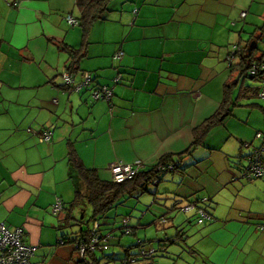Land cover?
<instances>
[{
	"label": "crops",
	"instance_id": "obj_1",
	"mask_svg": "<svg viewBox=\"0 0 264 264\" xmlns=\"http://www.w3.org/2000/svg\"><path fill=\"white\" fill-rule=\"evenodd\" d=\"M109 4L90 28L74 76L89 72L93 84L113 88L110 100L93 101L87 88L64 86L63 47L81 45L76 0H0V222L24 229L32 264H78L69 239L78 237L74 225L87 212L68 209L74 192L67 144L101 179H111L113 160L148 169L170 155L179 169L165 184V222L156 237L182 238L144 263L264 264V182L240 176L262 124L251 119V108L232 111L192 146L194 130L219 107L230 72L222 78L211 63L215 55L220 62L221 46L200 35L220 26L205 18L220 14L221 0ZM68 14L78 23L70 25ZM46 128L51 140L40 142ZM57 199L63 206L54 213ZM191 203L212 218L199 225L188 213L194 210L179 216Z\"/></svg>",
	"mask_w": 264,
	"mask_h": 264
},
{
	"label": "trees",
	"instance_id": "obj_2",
	"mask_svg": "<svg viewBox=\"0 0 264 264\" xmlns=\"http://www.w3.org/2000/svg\"><path fill=\"white\" fill-rule=\"evenodd\" d=\"M109 1L110 0H76V6L80 12L78 21L79 26L82 29V36L81 45L78 48L69 46L63 47L69 56V61L66 66V72H68L69 75L74 77L79 70L80 61L87 55L90 28L95 22L104 19ZM262 3L264 5V0H262ZM241 18L246 19L247 14ZM261 18L262 24L253 25L254 28L249 33L250 35L248 39L243 40L240 35L237 43L233 45V50L228 52L227 60L229 61L230 72L228 78L223 84V97L221 103L217 110L194 130L195 134L192 146L200 143L213 128L222 125L223 122L231 116L232 109L235 107L236 103L240 101V99L246 97L250 92V89H253L246 86L245 79L264 82V74H261L260 70L255 74L249 73L253 65H256L260 69L262 64H264V52L260 50L259 46V41H261L264 33V12H262ZM243 28L244 27H242V30ZM232 58L233 62L236 64H233ZM64 86L68 87L67 84H64ZM237 89L238 94L234 98ZM258 92L259 90L255 92L256 95H258ZM93 101H104V99ZM254 105L257 106L256 104ZM257 132H255V134ZM67 145V163L69 166L68 178L71 180L74 192L73 199L68 203V209L85 207L87 205L91 209V214L88 220L84 221L79 219L77 222L80 226V229L77 232L78 237L69 239V242L73 243V245L76 242L79 243V241L87 242L91 234H98L99 238H103L106 234L109 235V237L106 238V241L102 242L106 245V249L99 251L96 250L95 252L87 251L83 258L80 257L78 264H104V260L120 261V264H137L138 261L151 260L159 250H162L169 244L175 243L178 238H182L181 233H177L174 236L166 235L164 237L156 238L154 240L156 244L154 246L152 245V247L150 246L148 250L144 249V241L138 239L137 244H135V246L139 248L138 254H130L128 247L123 248L124 253L122 258L116 259L114 258V254H106V250H108L110 246V239L112 238V231L109 226L111 223L108 222V213L120 204L123 198L127 196L132 197L135 194L146 192L149 190L148 187L150 185L157 186L163 180L166 173H174L175 170L179 169V166L177 162L173 161L170 155H164L154 167L148 169L142 167L132 178L126 179L122 182H115L112 179H101L95 169L85 167L77 156L72 143L69 142ZM255 147H258V145ZM250 156L251 153L246 157V164L248 163ZM262 156L264 161V153ZM158 165L164 166L165 169L161 172H156L155 169ZM169 165L172 166L171 169H168ZM62 206L63 204L61 202V208L59 210L62 209ZM58 211L53 212L57 213ZM211 218L210 215V219ZM198 219V216H196L195 221L199 225H204L210 220H204V222L198 223ZM124 220H126V223H124ZM96 222L98 223V227L95 228L94 224ZM162 222H165L164 217H162ZM121 224L124 234L135 235L136 228L130 225L129 217H122ZM102 226H104L103 229ZM127 228L129 231L126 230ZM107 229H110V231ZM97 253H100L99 257L96 255ZM131 260L133 262H130Z\"/></svg>",
	"mask_w": 264,
	"mask_h": 264
},
{
	"label": "rangeland",
	"instance_id": "obj_3",
	"mask_svg": "<svg viewBox=\"0 0 264 264\" xmlns=\"http://www.w3.org/2000/svg\"><path fill=\"white\" fill-rule=\"evenodd\" d=\"M208 7H210V5H208ZM233 7H235V9ZM213 8L214 5H212V9ZM241 10L246 11V19H242L240 17L239 13ZM74 12L75 15L78 14L77 9H75ZM262 12H264V5L262 3V0H221L220 14H216L214 17L213 15L206 16L205 21L208 25L212 24L214 21L219 22L220 24V26L218 25L213 29V32H211L210 30L200 31V33H202L200 35L205 36L203 35L204 32L206 34L205 37L207 38L213 36L216 44L221 46L219 47V49L221 50L220 62H217V57L214 53L213 55L215 56H213L211 63L214 66L220 65L223 79L226 78V74H228L227 72L229 61L227 60L226 56L227 52H231L233 50V45L237 43L240 35L243 40H247L250 35L249 33L254 28L253 25L262 24ZM79 27L80 26H78V28ZM242 27H244L243 30ZM228 34H230V37L227 39ZM259 46L260 50L264 52V33L262 35L261 41H259ZM233 64L236 63L233 62ZM63 71H65V69H62L61 76L63 74ZM245 81L246 86L253 89H250V92L247 94V96L240 99V101L236 103L232 111H243L245 113H248L250 110H248L247 107L251 108V119H257V125H260L261 123L262 128H264V99H262L255 93L257 90L260 91L264 87V83L253 79H245ZM237 94L238 89L235 92L234 98ZM254 104H256L257 106H255ZM170 178L171 174L166 173L163 177V180L157 186L150 185L148 187L149 190L146 192L135 194L132 197L127 196L123 198L122 202L108 213L109 217L111 218L109 222L113 224L109 225L111 226L110 228L112 231V238L110 239V246L108 250H106V254H114V258L116 259L122 258L124 247L129 248L128 251H130V254H138L139 248L135 246L138 239L144 241L143 246L145 250H148L150 246L152 247V245L154 246L156 244L154 240L157 238L156 235L159 232V227H161V225L163 224L162 217H160V209H163V213L166 212L164 208V204L166 202L165 194L163 192L165 191V184L169 183ZM166 206L170 207V204H167ZM82 208H86L87 215L84 218V221H86L89 218L91 209L88 205L85 207H81V209ZM188 213H191L194 216L195 212L191 211ZM183 214H185L183 210H178L179 216ZM78 217L80 218V215H78ZM122 217H129L132 220L131 223L133 225H131V223L130 225L136 228V235H126L123 233V229L121 227ZM138 222H140L141 224V226L139 227L137 226ZM103 227L104 226H102V229ZM74 229H76V231L80 229V226L79 224H77V222L76 225H74ZM108 231H110V229ZM140 262H142L141 264H145V261ZM103 263L120 264V261L104 260Z\"/></svg>",
	"mask_w": 264,
	"mask_h": 264
},
{
	"label": "built area",
	"instance_id": "obj_4",
	"mask_svg": "<svg viewBox=\"0 0 264 264\" xmlns=\"http://www.w3.org/2000/svg\"><path fill=\"white\" fill-rule=\"evenodd\" d=\"M246 11H241L240 16L243 17ZM66 20L70 25H75L78 22L68 14ZM122 52H117L114 54L113 58H120ZM260 70L261 74H264V64L260 69L253 65L250 74H255ZM64 83L73 89L87 88L90 90V96L93 100H108L113 95V88L107 85H95L93 84V77L89 72H83L79 81L69 75L68 72L63 74ZM119 81V76L114 78V83ZM258 96L264 99V87L258 92ZM52 129L46 128L39 134L40 142H49L52 137ZM255 139L259 141L258 147H255L251 152V156L248 163L244 167L240 176L242 179L253 182L256 179H262L264 181V161L262 154L264 153V131L257 132L255 134ZM142 166L140 164L127 165L120 163L116 160L111 161L108 164V169L111 174V179L115 182H122L126 179L132 178L135 173H137ZM172 166L169 165L168 169ZM165 169L164 166L158 165L156 167V172H161ZM156 181V180H155ZM61 208V201L57 199L53 206V211L56 212ZM180 210L188 212L189 210H194L195 215L198 216V223L204 222V220H209L210 215L202 208L196 207L194 204H187L180 207ZM126 223V220H124ZM94 227H98V223L94 224ZM127 231L128 228L126 229ZM109 237L108 234L103 238H99L98 234H91L87 242L79 241L75 243L74 247L78 251L81 258L84 257L87 251L95 252L96 250L106 249V245L102 242L106 241ZM62 242V241H61ZM108 242V241H107ZM34 253V248L28 246L23 241V229L21 227H16L14 229H8L4 223L0 222V264H32L31 257ZM130 262H133L132 260Z\"/></svg>",
	"mask_w": 264,
	"mask_h": 264
}]
</instances>
